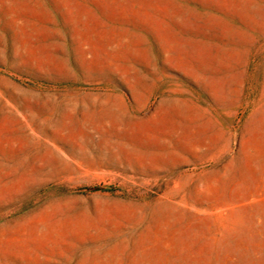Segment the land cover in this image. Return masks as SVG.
Masks as SVG:
<instances>
[{
  "label": "rangeland",
  "instance_id": "obj_1",
  "mask_svg": "<svg viewBox=\"0 0 264 264\" xmlns=\"http://www.w3.org/2000/svg\"><path fill=\"white\" fill-rule=\"evenodd\" d=\"M0 264H264V0H0Z\"/></svg>",
  "mask_w": 264,
  "mask_h": 264
}]
</instances>
